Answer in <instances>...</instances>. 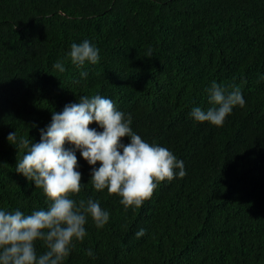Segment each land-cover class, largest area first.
Returning <instances> with one entry per match:
<instances>
[{
	"label": "trees",
	"instance_id": "16d2710c",
	"mask_svg": "<svg viewBox=\"0 0 264 264\" xmlns=\"http://www.w3.org/2000/svg\"><path fill=\"white\" fill-rule=\"evenodd\" d=\"M85 39L101 58L85 65L86 79L66 60L64 73L52 69ZM261 74L264 0H0V208L46 207L42 190L16 173L23 151L7 134L38 142L52 110L99 94L131 113L142 138L182 160L186 175L125 210L119 197L87 183L89 166L77 152L85 184L77 198L98 199L110 217L103 229L88 221L64 264H264ZM212 81L244 82L245 107L222 127L189 115L207 109ZM36 249L44 251L40 242Z\"/></svg>",
	"mask_w": 264,
	"mask_h": 264
},
{
	"label": "clouds",
	"instance_id": "9594fccd",
	"mask_svg": "<svg viewBox=\"0 0 264 264\" xmlns=\"http://www.w3.org/2000/svg\"><path fill=\"white\" fill-rule=\"evenodd\" d=\"M99 51L87 39L74 42L65 59L53 63L52 69L64 73L66 60L80 70L81 79H86L88 72L83 69L100 61ZM152 56L149 48L145 57ZM259 79L264 80V74ZM243 83L222 85L212 81L204 89L207 109L193 107L190 117L196 123L222 127L234 108L245 107ZM91 124L96 126L90 128ZM131 125V113L118 110L110 98L81 95L59 112L51 111L50 122L37 129L38 142L28 135L18 137L15 130L7 134L6 141L23 151L15 165L16 173L32 182L34 189L42 190L46 207L30 214L0 208V264H64L77 242L87 236L89 220L97 229L109 222L110 213L98 199L77 198L85 185L81 183L77 152L89 166L87 183L95 192L106 190L119 197L125 210L142 207L161 182L186 175L182 160L168 148L142 138ZM144 235L143 228L136 233L137 238ZM37 242L44 249L42 253L37 252ZM86 254L94 258L91 248Z\"/></svg>",
	"mask_w": 264,
	"mask_h": 264
}]
</instances>
